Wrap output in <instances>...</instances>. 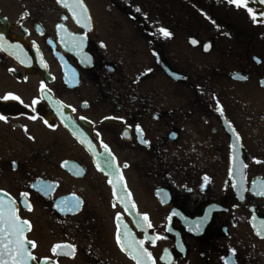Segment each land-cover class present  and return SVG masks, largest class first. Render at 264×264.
<instances>
[{"label":"flooded vegetation","instance_id":"flooded-vegetation-1","mask_svg":"<svg viewBox=\"0 0 264 264\" xmlns=\"http://www.w3.org/2000/svg\"><path fill=\"white\" fill-rule=\"evenodd\" d=\"M82 2L0 0V197L30 264H137L125 229L143 264H264V3Z\"/></svg>","mask_w":264,"mask_h":264},{"label":"snow or ice","instance_id":"snow-or-ice-1","mask_svg":"<svg viewBox=\"0 0 264 264\" xmlns=\"http://www.w3.org/2000/svg\"><path fill=\"white\" fill-rule=\"evenodd\" d=\"M58 2H63L65 7L70 8L73 11V15H76L75 9H80V14L83 15L87 9L84 7L82 0H72V3L69 4L67 0H58ZM230 3L235 4L236 6H242L245 4L246 0H229ZM260 2L264 3V0H260ZM139 11V9H137ZM252 10L249 8V12ZM264 15V13H262ZM255 19V16L253 17ZM87 19V17H85ZM79 23V20H77ZM159 32L162 33L165 37H168L170 33L167 32L164 28H160ZM195 43V41H193ZM43 89V84L41 85ZM4 99H13L17 100L19 97L16 96H5ZM36 103V101H33ZM34 119V117H32ZM4 117L0 116V120H3ZM84 119V117H81ZM137 132L141 133V142L147 143L142 139V131L137 126ZM238 139V138H237ZM107 151V145L103 146ZM127 167V165H124ZM243 167H247V165H243ZM123 180L122 176L117 178V183ZM205 181H207V177H205ZM109 183H112L110 180ZM256 183V182H254ZM243 191V187L241 189ZM115 194V193H114ZM257 195L264 196V186H261L255 192ZM22 195L27 196V193H23ZM130 196L131 194L128 193ZM80 201L77 199L76 207H79ZM28 210H31V206L27 205ZM135 207V205H133ZM16 207L15 202H11L9 205L5 206L4 200L0 197V264H28L29 261H34L36 258L29 251V245L35 247L32 241H28L24 238L25 225H29V222L26 220H21L18 215H16ZM119 219V214L118 217ZM144 220H147V216L143 217ZM148 227H151L149 224ZM198 227V226H197ZM257 234L264 237V221L261 222L260 228L257 230ZM129 233L127 229H125L124 233V241L127 242V249H130V254L132 258L136 260L137 264H143L142 258L146 255L149 259H151V253H148L146 249L143 248L144 241H130L128 242ZM146 239L153 240L152 237H146ZM117 243L120 244L121 250L124 251L125 243L121 240V233L119 232V228L117 231ZM139 244L140 247H136ZM71 249V252H65V249ZM57 249L60 250L58 254H72L74 253V248L71 245H56L53 248V252L56 253ZM154 264V262H153Z\"/></svg>","mask_w":264,"mask_h":264},{"label":"water","instance_id":"water-1","mask_svg":"<svg viewBox=\"0 0 264 264\" xmlns=\"http://www.w3.org/2000/svg\"><path fill=\"white\" fill-rule=\"evenodd\" d=\"M28 264H30V262H28Z\"/></svg>","mask_w":264,"mask_h":264}]
</instances>
